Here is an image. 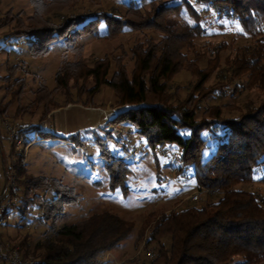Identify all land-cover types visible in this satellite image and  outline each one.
Masks as SVG:
<instances>
[{
	"label": "trees",
	"instance_id": "obj_1",
	"mask_svg": "<svg viewBox=\"0 0 264 264\" xmlns=\"http://www.w3.org/2000/svg\"><path fill=\"white\" fill-rule=\"evenodd\" d=\"M83 3L84 0H48L47 3L45 0H31L33 14L24 21L20 18L13 20L15 29L8 37H29V54L33 58L46 55L59 41L72 47L83 37L115 39L124 28L153 30L161 37L135 42L131 49L134 67L130 75L117 59L111 75V61L107 57L90 67L82 62L63 61L54 76L55 89L48 91L41 86L30 90L34 96L30 103L42 107L43 116L52 108L62 107L53 102V94L57 91H63L64 95L57 94L65 98V105L87 104V97L75 101L69 94L71 82L77 92L84 93L83 87H77V84L91 78L90 95L105 86L116 97L120 109L109 119L113 128L133 127L151 151L156 167L159 164L157 152L163 153L167 148L178 152V173L186 169L193 171L198 192L207 197L205 205L162 212L152 220V225L150 220L146 221L136 242L147 230L145 248L152 249L149 252L152 261L143 264H264V202L257 193L242 188V185L253 183L255 170H261L259 182L264 184V0H177L175 3L128 0L123 5V13L113 6L109 12L98 9L80 14L77 10L87 8ZM197 6L203 10L197 11ZM183 12L189 21H170V17ZM203 15L213 16L216 22L238 24L244 38L251 41L227 56L222 74L215 79L220 88L213 92L204 87L211 68L195 69L192 65L203 59L196 46L197 39L206 33L208 23ZM189 53L192 62L188 61ZM214 67L220 69L218 63ZM183 68L192 73L197 82L186 99L173 103L169 99L167 82ZM238 80H244V87L241 88ZM13 86L16 90L9 89L0 102V120L8 107L26 94L22 80ZM243 90H256L260 97L256 100L246 98L240 106L235 97ZM214 93L220 99L228 96V102L209 106L198 118V105ZM19 115L24 117L25 112ZM19 129L25 135L37 131L30 124L19 125ZM203 131L210 136L215 131L222 133L214 151L205 159H202L206 144L201 136ZM44 134L50 137L47 139L56 137L51 133ZM6 139L0 132V160ZM33 141L26 139V144ZM106 150L100 154L105 161L108 157ZM123 160L107 163L106 172L110 189L120 187L125 194L129 170ZM5 173L3 169L0 202L6 192ZM15 175L16 189L12 201L18 198L32 202L29 195L37 190L51 192L55 197L41 204L43 218L51 221V225L32 249L37 264H99L100 257L117 248L133 230L131 222L109 212L96 213L86 220L57 227L65 207L78 200L74 190L54 178L29 176L21 165ZM21 254L26 257L30 252Z\"/></svg>",
	"mask_w": 264,
	"mask_h": 264
},
{
	"label": "rangeland",
	"instance_id": "obj_2",
	"mask_svg": "<svg viewBox=\"0 0 264 264\" xmlns=\"http://www.w3.org/2000/svg\"><path fill=\"white\" fill-rule=\"evenodd\" d=\"M47 1L45 0L46 3ZM165 2L175 3L177 0H165ZM127 3L128 0H84L83 5L87 8L77 11L80 14L98 9L109 12L114 6L123 13V5ZM196 9L199 12L203 10L198 6ZM33 12L31 0H0V102L9 89L16 90L13 85L17 81L22 80L26 87V94L8 107L3 120H0V132L8 138L3 141L0 185L4 184L3 169L6 175L11 169L15 172L19 165L26 169V174L29 176L56 179L62 185L72 188L78 196L76 203L65 207L64 215L56 223L57 227L86 220L96 213L109 212L131 222L133 230L117 248L100 257L106 258L105 263L102 264L148 263L152 261L149 257L152 249L145 248L147 230L142 239L136 242L140 229L144 227L146 221L150 220L152 225V220L162 212L180 211L190 205L201 207L206 203L205 195H199L197 201L191 200V197L198 192L193 171L186 169L178 173L177 169L180 165L178 152L169 151L167 148L165 153L157 152L159 164L156 167L151 151L133 127L124 125L113 128L109 124V119L114 116L112 114L117 109H120L116 104V97L113 91L105 86L95 95H90L88 90L93 85L91 78L79 81L77 84V87H83L84 93L80 90L77 92L74 83L71 82L72 88L69 94V97L75 101L77 99L83 101L87 97V104L65 105L63 102L65 98L58 95L60 91H57L53 94L55 99L53 102L55 101L54 105L57 107L60 103L59 106L62 107H51L52 111L46 116H43L42 107L38 108L30 103L34 100V96L29 91L41 86L53 91L54 76L63 61L82 62L84 66L90 67L94 62L107 57L111 61V75L116 65L114 60L117 59L125 65L130 75L134 67L131 49L135 42L144 38L159 40L161 35L148 29L133 31L124 28L123 33L115 39L83 37L72 47L59 41L46 55L33 58L29 54L31 44L29 37H8V34L15 29L13 20L20 18L24 21ZM203 17L208 23L205 27L206 33L196 41L197 51H200L203 59L193 62L192 65L196 67L195 69L211 68V74L204 87L212 89L213 92L220 88L215 79L222 74L227 56L233 55L237 47L250 44L251 41L244 38L245 34L238 24L216 22L213 16L209 15ZM184 20H190L185 12L170 17L171 22ZM215 59L218 61L215 62ZM188 61H193L191 53L188 54ZM216 63L220 65L221 70L215 69ZM196 82L197 78L186 68L180 70L167 82L170 101L174 103L186 99ZM237 83L241 88L244 87V80L243 82L238 80ZM60 93L64 95L63 91ZM240 93V96L235 97V101H238L240 106L246 98L256 100L260 97V92L256 90H243ZM227 99L228 96L220 99L217 93L209 96L206 101L198 105V118L202 117L209 106L225 104L228 102ZM18 111L25 112L24 117L19 115ZM16 113L18 115H15ZM6 123L13 126L30 124L37 128V131H31L26 135L21 133L25 139L24 145L27 146L23 151H14V146L10 143L5 130ZM64 131L70 136L47 139L50 137L44 134L60 132L65 135ZM221 135V131H215L213 136L208 135L207 131L201 133L202 138L206 140L202 159L214 151L218 137ZM26 139L34 141L26 144ZM103 149H107L106 161L100 156ZM133 151L137 152L136 157H131ZM118 159H124L129 170L125 181V194L120 187L115 190L109 187L106 165ZM252 177L253 183L242 185V188L257 193L264 202V184L259 182L262 177L261 170H255ZM29 198L33 201L18 198L12 201L0 225V235L10 244L18 245L16 247L21 251L30 252L26 257L35 259L31 254L32 249L48 232L51 225V221H45L43 218L41 204L55 197L51 192L37 190L32 191Z\"/></svg>",
	"mask_w": 264,
	"mask_h": 264
},
{
	"label": "built area",
	"instance_id": "obj_3",
	"mask_svg": "<svg viewBox=\"0 0 264 264\" xmlns=\"http://www.w3.org/2000/svg\"><path fill=\"white\" fill-rule=\"evenodd\" d=\"M113 113L112 115H114ZM7 136L9 137L10 143L14 146L15 152H20L24 150L25 139L21 134L19 125L4 124ZM42 126L40 130L42 131ZM137 152L133 151L131 157H136ZM179 161V159H178ZM7 184L5 195L0 202V225L3 222V217L7 214L9 207L12 203V193L16 189V175L13 169L7 172ZM200 193H195L191 198L192 201H197L199 199ZM106 258H100V263H105ZM0 264H37V261L32 257H22L21 251L18 247L5 241L0 235Z\"/></svg>",
	"mask_w": 264,
	"mask_h": 264
},
{
	"label": "crops",
	"instance_id": "obj_4",
	"mask_svg": "<svg viewBox=\"0 0 264 264\" xmlns=\"http://www.w3.org/2000/svg\"><path fill=\"white\" fill-rule=\"evenodd\" d=\"M64 132H65V135L60 134V132H53L51 134L55 135L56 137H67V136H70L69 133H67L66 131H64Z\"/></svg>",
	"mask_w": 264,
	"mask_h": 264
}]
</instances>
